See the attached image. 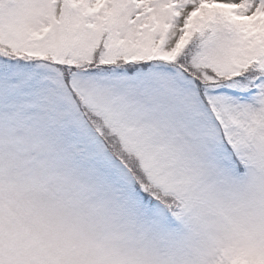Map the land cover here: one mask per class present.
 <instances>
[{
  "label": "snow or ice",
  "instance_id": "6c2138e0",
  "mask_svg": "<svg viewBox=\"0 0 264 264\" xmlns=\"http://www.w3.org/2000/svg\"><path fill=\"white\" fill-rule=\"evenodd\" d=\"M0 264H264V0H0Z\"/></svg>",
  "mask_w": 264,
  "mask_h": 264
}]
</instances>
